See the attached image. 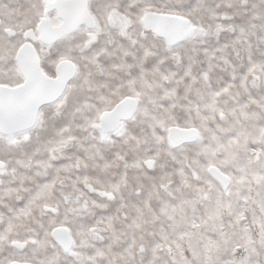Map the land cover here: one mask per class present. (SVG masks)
Returning <instances> with one entry per match:
<instances>
[{"label":"snow or ice","instance_id":"snow-or-ice-1","mask_svg":"<svg viewBox=\"0 0 264 264\" xmlns=\"http://www.w3.org/2000/svg\"><path fill=\"white\" fill-rule=\"evenodd\" d=\"M0 264H264V0H0Z\"/></svg>","mask_w":264,"mask_h":264}]
</instances>
